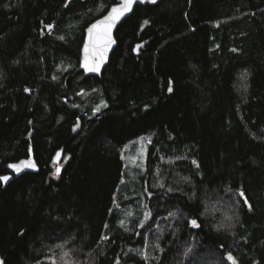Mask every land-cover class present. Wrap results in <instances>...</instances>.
<instances>
[{"label": "trees", "instance_id": "16d2710c", "mask_svg": "<svg viewBox=\"0 0 264 264\" xmlns=\"http://www.w3.org/2000/svg\"><path fill=\"white\" fill-rule=\"evenodd\" d=\"M117 3L0 0V176L31 150L40 168L0 181V258L264 264V0L138 7L88 76L86 30ZM145 136L129 180L123 151Z\"/></svg>", "mask_w": 264, "mask_h": 264}, {"label": "water", "instance_id": "95a60500", "mask_svg": "<svg viewBox=\"0 0 264 264\" xmlns=\"http://www.w3.org/2000/svg\"><path fill=\"white\" fill-rule=\"evenodd\" d=\"M161 1L162 0H155V2H152V0H135V2L132 5L131 10L126 12L124 15H122L120 17V19L115 21V23L113 24L111 31H110L112 43H110L107 46V50L104 52L103 61H100L98 59L97 52L94 48V44H96L98 42V38L103 36V30L102 29H94L93 32L90 34L88 29L91 28L92 25L96 24L98 21L104 20L105 17L111 12L112 8L120 7L122 4V0H118V3L114 6H112L104 16H102L99 19H97L96 21H94L87 28L86 36H85V43H84L83 50H82V56H83L82 65H81L82 70L88 76L100 77L102 75V73L104 72V70L108 67L110 60H111V57H112L114 51L116 50V48L118 46V42L116 39V32H117L118 28L133 15V13L135 12V10L138 7H145L148 5L149 6H155V5H158ZM86 46L88 47L87 53H85V47ZM86 56H87L88 64L90 66H94L96 63L100 64L98 72L86 71V69L84 68ZM64 156H65V151H64V149H62L56 154V156L54 158V163L59 168L58 174H60L61 171L63 170L62 162L64 160ZM10 165H18L20 167V171L17 172L16 170H14L13 168H10L8 166L7 167L8 175H6V176L9 177V179L6 182L1 181L4 187H7L11 182L20 178L21 176H23L26 173H37L40 170V168L36 162L33 150H31L30 157L28 159L22 160V161L17 162V163H12ZM28 165H34V167L28 166ZM0 261H2L4 264V261L1 258H0Z\"/></svg>", "mask_w": 264, "mask_h": 264}, {"label": "rangeland", "instance_id": "374dc122", "mask_svg": "<svg viewBox=\"0 0 264 264\" xmlns=\"http://www.w3.org/2000/svg\"><path fill=\"white\" fill-rule=\"evenodd\" d=\"M80 125L77 124L74 128V132L79 131ZM149 144H150V138L149 136L141 137L130 144H128L124 151H123V158L125 161L128 178L129 180L134 179L137 174H146L147 173V159H148V152H149ZM66 163V158H64L63 165ZM57 168V167H56ZM144 185H147V179L144 178L143 180ZM145 195V193H144ZM144 195L140 194L135 203V206H137L138 209L141 208L142 203H144ZM162 195H166L164 192H162ZM144 207V214L142 221L140 222V229L144 228L149 222H151L152 215L149 212L147 205H143ZM136 209V207H134ZM69 255H62L60 259L57 260V262H53V264H77L74 263L71 258H68ZM233 261V259L231 260Z\"/></svg>", "mask_w": 264, "mask_h": 264}, {"label": "snow or ice", "instance_id": "6c2138e0", "mask_svg": "<svg viewBox=\"0 0 264 264\" xmlns=\"http://www.w3.org/2000/svg\"><path fill=\"white\" fill-rule=\"evenodd\" d=\"M135 0H122V4L118 8H112L111 12L105 17L104 20L98 21L96 24H93L91 28L88 29L89 33L91 34L94 29H102L103 30V36L98 38V42L94 44V48L97 52L98 59L100 61H103L104 58V52L107 50V46L112 43L110 31L115 23V21L119 20L122 15H124L126 12L130 11L132 8L133 3ZM152 2H155V0H152ZM147 23V22H145ZM63 39V37H61ZM88 52V47H85V53ZM100 64L96 63L94 66H90L87 61V56L85 58L84 68L86 71L89 72H98L99 71ZM169 92L172 91L171 87L168 89ZM195 163V161H193ZM34 167V165H28ZM10 168H13L17 172L20 171V167L18 165H9ZM57 173H59V168H57ZM9 179L7 176H0V181L6 182ZM239 195L244 198V193L240 192ZM244 203L248 204V201L246 198H244ZM249 209L251 210V205H248ZM191 225L194 227H198L196 220H192ZM22 234V233H21ZM147 258V257H145ZM229 260H232V257H228ZM0 264H3L2 261H0Z\"/></svg>", "mask_w": 264, "mask_h": 264}]
</instances>
